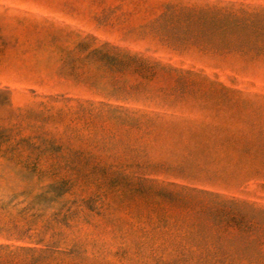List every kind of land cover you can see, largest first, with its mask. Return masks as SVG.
Returning <instances> with one entry per match:
<instances>
[{"label": "rangeland", "instance_id": "1", "mask_svg": "<svg viewBox=\"0 0 264 264\" xmlns=\"http://www.w3.org/2000/svg\"><path fill=\"white\" fill-rule=\"evenodd\" d=\"M137 175L264 208V0H0V245L170 263Z\"/></svg>", "mask_w": 264, "mask_h": 264}, {"label": "trees", "instance_id": "2", "mask_svg": "<svg viewBox=\"0 0 264 264\" xmlns=\"http://www.w3.org/2000/svg\"><path fill=\"white\" fill-rule=\"evenodd\" d=\"M231 23L234 22L226 21L222 31ZM131 60L132 57L124 55L117 62ZM115 177L109 188L117 187L131 196L136 195L142 204L139 207L155 215L158 227L169 228L167 217L172 218V223L181 218L187 228L193 227L194 231L179 239L180 242L171 243L175 250H180V255L168 264H264L263 207L205 189L157 181L146 175ZM8 248L0 245V264L60 262L25 255L35 252L33 248L16 247L13 251Z\"/></svg>", "mask_w": 264, "mask_h": 264}]
</instances>
